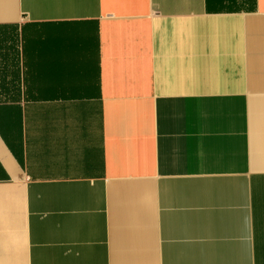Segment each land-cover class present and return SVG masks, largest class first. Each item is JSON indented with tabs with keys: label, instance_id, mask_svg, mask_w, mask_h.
Wrapping results in <instances>:
<instances>
[{
	"label": "crops",
	"instance_id": "1",
	"mask_svg": "<svg viewBox=\"0 0 264 264\" xmlns=\"http://www.w3.org/2000/svg\"><path fill=\"white\" fill-rule=\"evenodd\" d=\"M0 264H264V0H0Z\"/></svg>",
	"mask_w": 264,
	"mask_h": 264
}]
</instances>
